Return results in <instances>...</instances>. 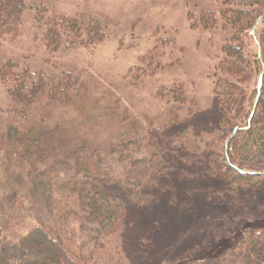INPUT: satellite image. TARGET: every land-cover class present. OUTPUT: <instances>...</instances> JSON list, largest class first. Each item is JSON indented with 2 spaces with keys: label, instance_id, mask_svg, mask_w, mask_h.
I'll use <instances>...</instances> for the list:
<instances>
[{
  "label": "rangeland",
  "instance_id": "rangeland-1",
  "mask_svg": "<svg viewBox=\"0 0 264 264\" xmlns=\"http://www.w3.org/2000/svg\"><path fill=\"white\" fill-rule=\"evenodd\" d=\"M223 10L220 0H26L18 33L0 35V68L11 61L32 74H71L77 80L75 98L67 104L42 98L30 106L13 101L0 80V179L1 165L7 162L26 171L18 156L21 147L17 155L13 153L14 143L5 136L9 125L22 135L36 131L54 179L52 205L45 204L38 212L32 210L24 191L10 199L1 180L0 223L9 239H19L40 226L39 221L55 225L60 219L74 236L76 249L89 258L83 264H179L203 254L207 233H231L237 226L257 225V221L264 228V187L245 181L231 184V178L198 177L200 165L181 163L177 150L170 151L173 160L159 184L165 189L149 188L145 201L129 202L121 227L108 235L80 228L82 213L66 198L63 186L69 175L81 177L75 172L82 164L78 155L92 156L112 178L111 184L123 189L116 193L127 203L133 195L123 175L134 173L136 160L148 155L149 149L139 142L142 135L160 129L167 139L182 132L198 138L215 128L217 67L224 59L223 46L233 35L221 16ZM263 15L241 36L248 60L257 59L249 82L242 86L253 99L259 75L264 82V57L259 52ZM50 16L98 22L103 38L89 45L64 44L50 52L42 40L41 23ZM201 19L208 26L212 20L215 23L203 28ZM179 90L187 101L176 110L167 99ZM83 97L89 99L85 111L80 108ZM168 113L177 117L176 123H168ZM259 136H242L230 148L234 159L264 161Z\"/></svg>",
  "mask_w": 264,
  "mask_h": 264
},
{
  "label": "trees",
  "instance_id": "trees-1",
  "mask_svg": "<svg viewBox=\"0 0 264 264\" xmlns=\"http://www.w3.org/2000/svg\"><path fill=\"white\" fill-rule=\"evenodd\" d=\"M220 1L224 7L221 16L233 35L223 46L224 59L217 67L218 79L214 87L218 103L215 128L209 133L201 132L198 138L185 137L182 132L167 139L162 136L160 129L152 131L145 137L142 135L139 142L149 149L148 155L145 153L146 158L136 160L138 165L134 163V173L123 175L124 184L131 185L127 190L133 195L127 203L118 199L116 192H121L123 189L111 184L112 178L107 177L108 174L101 170L94 157L84 158L78 155L82 164L75 172L81 174V177L69 175L63 186H65L64 191L67 192L66 198L72 200V206L82 213L81 229L88 232L94 229L98 233L101 231L107 235L114 233L126 218L129 202L136 201L135 204L138 205L145 201V197L151 194L146 193L149 188L165 189L159 184L167 177L166 172L173 160L170 157L174 154L170 151H178L176 155L181 163L187 160L186 163L200 165L198 177L215 180L231 178V184L245 181L259 188L264 187V161L252 163L235 160L230 152V148L234 147L242 136H248V134L253 135L254 139L260 135L259 138H262L264 144V82L261 83L256 108L252 111L254 99L247 97L242 86L249 82L257 59L253 62L248 60L241 38L245 30L251 28L253 20L264 14V0ZM25 4L26 0H0V35L18 33ZM41 23L45 27L42 40L50 52L56 51L64 44L67 47L75 44L89 45L103 38V29L98 22L85 24L77 18L50 16L41 19ZM207 23L201 19L203 28H211L215 22L212 20L211 26ZM64 35L67 38H64ZM73 40L76 41L71 43ZM259 52L261 57H264L263 35L259 37ZM0 80L7 86L9 97L26 106L37 103L42 98L55 104H61L60 102L67 104L73 97L75 98L76 87L73 83L77 79L72 78L71 74L58 77L32 74L27 69L20 68L16 62L9 61L0 68ZM170 96L167 102L172 100L176 110L187 101L185 93L181 90L178 93H171ZM83 99L80 108L85 111L89 106V99L85 97ZM168 114H170L168 123L171 124L174 121L176 123L177 117L171 113ZM234 128L236 132L229 139L225 150L221 141L227 140ZM5 136L8 141L14 143L11 146L13 153L18 146L21 147L18 156L26 168L24 172L22 168H17L11 162L1 165L3 169L0 182L2 180L4 188L10 191L9 198L12 199L17 192L24 191L29 197L33 211L38 212V208L45 204H49L50 207L53 195V167L48 164V156L45 160L43 151L39 149L36 131L31 129L22 135L15 126L9 125ZM173 142L176 145L169 148ZM168 157L169 160L166 159ZM177 163L173 162L172 166L175 167L173 164ZM130 180L134 181L130 183ZM139 182L144 183L139 184ZM37 212L35 216L39 221ZM75 214L77 213L73 211L71 215ZM59 218L64 220L63 217L59 216ZM58 221L61 220L57 219L55 225H45L39 221L40 226L17 240L9 239L5 235L4 223H0V264H83L84 261L88 262L89 258L83 257L81 251L76 249L74 236L69 233L62 221ZM256 223L257 225L242 224L235 227L236 230L234 228L231 233H207L203 239L206 245L202 250L203 254L179 264H264V228L259 221Z\"/></svg>",
  "mask_w": 264,
  "mask_h": 264
},
{
  "label": "water",
  "instance_id": "water-1",
  "mask_svg": "<svg viewBox=\"0 0 264 264\" xmlns=\"http://www.w3.org/2000/svg\"><path fill=\"white\" fill-rule=\"evenodd\" d=\"M259 20H257L258 22ZM256 22V23H257ZM261 82H262V75H259V78H258V81H257V85H256V97L254 99V103H253V108H252V111L256 108V105H257V101H258V98L260 96V90H261ZM236 132V128L233 129L231 135L227 138L226 142H225V147L227 146L228 144V141L229 139L234 135V133ZM240 171H244V170H240Z\"/></svg>",
  "mask_w": 264,
  "mask_h": 264
}]
</instances>
